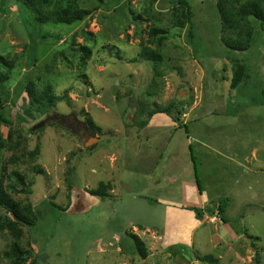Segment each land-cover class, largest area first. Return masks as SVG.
<instances>
[{"label": "rangeland", "instance_id": "374dc122", "mask_svg": "<svg viewBox=\"0 0 264 264\" xmlns=\"http://www.w3.org/2000/svg\"><path fill=\"white\" fill-rule=\"evenodd\" d=\"M187 1L191 22L177 0H79L91 12L84 21L37 25L16 0H0V54L15 62L0 90L11 121L9 127L0 124V174L7 188L14 185V173L25 177L31 191H7L39 219L34 227H22L21 244L31 252L25 264H122L130 254L136 258L132 264H210L199 260L205 256H213V264H264V31L250 19V46L234 51L222 41L219 0ZM152 28L167 33L152 37ZM247 32L227 36L246 42ZM83 46L92 51L88 60ZM144 47L162 53L163 63L142 60ZM241 64L246 77L232 89ZM47 84L70 103L59 102L50 111L32 105L27 88L40 92ZM172 102L182 109L180 116L172 110L179 118L203 104L189 120V135L199 133L215 152L204 158L205 151L194 146L199 176L210 197L230 202L226 224L217 202L204 214L188 208L205 219L195 246L148 263L128 233L149 242L156 231L173 240V215L167 218L161 204L151 207L142 196L150 195L147 168L155 178L176 175L187 189L194 186L189 149L180 146L187 129L183 125L165 140L169 145L164 144L159 166L155 161L147 166L122 125L148 120L152 109ZM51 113L73 115L66 121L73 133L59 126L36 131ZM89 117L104 139L86 147L97 135L84 132ZM173 157L176 164L169 165ZM112 179L115 197L88 193ZM0 216L4 222L5 213ZM13 241L0 230V264H11L4 254Z\"/></svg>", "mask_w": 264, "mask_h": 264}, {"label": "trees", "instance_id": "16d2710c", "mask_svg": "<svg viewBox=\"0 0 264 264\" xmlns=\"http://www.w3.org/2000/svg\"><path fill=\"white\" fill-rule=\"evenodd\" d=\"M16 1L25 8L26 12L29 14L31 23L37 25H45L49 23L72 25L84 21L91 14L89 10L80 7L79 0ZM177 2L183 10L186 8V20L191 22L194 15L190 3L187 0H177ZM218 10L220 17L222 18V41L228 48H231L234 51H245L249 48V43L251 41L250 39L252 38V25L250 19L257 20L260 23L261 29L264 31V0H219ZM185 24L186 23L184 21L180 22L181 27H184ZM245 29L248 30L246 33V42L239 38H232L230 37L231 35L227 36V33L229 32H234L238 36H241ZM166 33L167 32L164 29L152 28L150 35L152 37H156L159 35H165ZM80 52L83 54L84 60L90 59L92 55L91 49L86 46H83ZM139 57L142 60L152 62L155 65H161L164 61V56L162 53L149 47H144L140 52ZM14 68L15 62L13 60H9L4 54H0V90L4 89V86L9 81L10 74ZM246 72L247 69L245 65L241 64L237 66L234 78L231 82L232 89H236L240 86L246 77ZM27 93L32 105H38L40 108L42 107L49 111L59 102L67 101L70 103L71 101L67 96H58L54 92L53 86L51 84H47L40 92L28 87ZM5 107L6 104L4 103L3 96L0 92V124H4L5 126L9 127L11 126V121L5 116L3 112ZM173 109H177L176 111H178L179 116L182 114V109L180 110L177 104L172 102L166 107H156L152 109L149 113V117H152L158 113H163L170 116L174 121L178 122L180 118L179 116L176 117L173 115ZM72 116H57L53 113L48 114L46 119L42 120L36 125L35 129L36 131L43 132L47 127L59 126L73 133V131L69 129V124L66 122ZM86 116H89V114H86ZM53 118H55V120H53ZM84 125V132L91 133L92 135H101V129L97 127L92 118L89 117L86 124L84 123ZM146 125L147 121L144 120L141 123V127ZM192 159L194 162L196 182L201 189L195 158L192 156ZM14 178V185L7 188L4 186L2 175L0 174V211L4 212L6 215V220L4 222L0 220V230L8 231L14 238V241L10 246V250L6 251L4 254L5 258L11 264H25L29 259L31 252L30 250H25L21 244L22 238L24 236L22 227H34L37 225L39 219L31 206L26 209L13 198L12 193H19L18 191H20V188L22 189L21 191L23 193L31 191L24 176L14 173ZM111 189L112 186L110 183L101 182L97 189L89 190L88 193L92 196L105 199L111 197L109 192ZM7 190L13 192L10 194V192ZM68 197L70 198V195H68ZM229 202L230 200L225 198L218 204V209L222 214L223 222H226L223 215L226 208L228 207ZM189 209L198 212L197 208ZM63 210L67 211L68 208H63ZM1 217L2 216H0V219ZM128 236L134 241L136 253L139 255V257L146 259L148 252L143 240L138 235L133 233H128ZM199 260L210 264L217 262L213 256H205Z\"/></svg>", "mask_w": 264, "mask_h": 264}, {"label": "crops", "instance_id": "0c3cea01", "mask_svg": "<svg viewBox=\"0 0 264 264\" xmlns=\"http://www.w3.org/2000/svg\"><path fill=\"white\" fill-rule=\"evenodd\" d=\"M202 105L203 104L200 103L198 106H194L192 110H189L191 111V113H183L184 115L178 120V122L174 121L170 116L163 113L155 114L151 118L146 120L147 125L144 127H141L142 121H136L137 123H135L127 122L124 120L122 127L126 132V137L128 139H132L131 141L133 142L131 143V145L137 149L136 156H140L147 166L150 165L153 161H155L154 165L159 166V161L164 155V144H166V147L169 145L167 142H165V140L173 138L174 133H178V130L182 129V126L184 125L187 129V137L184 143H181L180 146L188 147L189 149L194 177L195 171L192 156L195 158L197 173L199 176V163L197 162L198 158L196 156V148L194 146H197V144H199V146L203 149L202 151H205L204 153H206V156H204V158L211 156V153L215 152L213 146L209 142L201 140L202 138H198L199 133L197 137H191L189 135V120L192 119L195 114V111H197ZM168 133L171 134L170 137ZM103 139V137L99 136L97 142L99 143V141H102ZM87 142H85V144ZM256 154L257 153H255L254 151L255 156ZM174 164H176L175 157H173L169 162V165ZM147 173L149 183L147 194H149L150 192V195H144L142 197L149 199V201L151 202V207H154L155 204H161L166 210L167 218L171 214L173 215V218L175 220L173 222H176V225H173V228H176L173 229V240L169 239L168 241L167 237L165 238L163 235H160L161 233L156 231L151 233L153 236L150 237L149 242L147 240L144 241L138 235L145 243V247L148 252L147 258L141 259L143 260V262L152 263L153 258H168V256L170 255V251L173 253H177V251L179 250L180 252H184L186 251L185 248H187V246L194 247L196 244V232L204 225L205 219H202L203 217L201 219L198 218L196 213L189 210L188 208H197L199 213L204 214L206 208L214 205L217 202V199L215 197H210V192L201 183L200 176L199 180L201 184V189L199 188L196 182V177L195 184H193L194 186H191L192 188L187 189L185 180H183L182 177H177L176 175H174L172 177L158 176V178H155L154 171L149 168H147ZM105 183L111 184L112 189L109 192L111 194V197H115L116 188L113 185L115 184L113 179L108 180ZM178 186L180 187V189H176V187ZM170 190H173L172 194L169 193ZM187 192H189V194H186ZM138 196L141 195L136 194L134 195V198H137ZM218 204L219 202H217V205ZM186 212H189V214H193L194 218L192 215H188V213L187 215L184 214ZM223 223L226 224L225 222ZM184 233H186V235H184ZM235 235H237V233L233 232L232 236ZM171 246H173L174 248H171ZM134 256L135 254H130V256H124L122 264H128V262L131 263L132 260H135L136 262V258Z\"/></svg>", "mask_w": 264, "mask_h": 264}, {"label": "water", "instance_id": "95a60500", "mask_svg": "<svg viewBox=\"0 0 264 264\" xmlns=\"http://www.w3.org/2000/svg\"><path fill=\"white\" fill-rule=\"evenodd\" d=\"M98 137H99V135L97 134L95 137H93V138L89 139V141L86 143V147H90V145H89V144H91V145H92V143H96V142H97V140H98Z\"/></svg>", "mask_w": 264, "mask_h": 264}, {"label": "built area", "instance_id": "2783aa9c", "mask_svg": "<svg viewBox=\"0 0 264 264\" xmlns=\"http://www.w3.org/2000/svg\"><path fill=\"white\" fill-rule=\"evenodd\" d=\"M217 220H218L217 216H214V217L212 218V221H213V222H216Z\"/></svg>", "mask_w": 264, "mask_h": 264}]
</instances>
